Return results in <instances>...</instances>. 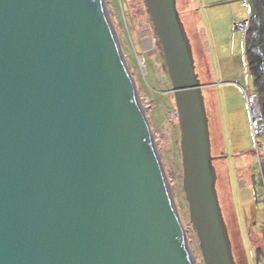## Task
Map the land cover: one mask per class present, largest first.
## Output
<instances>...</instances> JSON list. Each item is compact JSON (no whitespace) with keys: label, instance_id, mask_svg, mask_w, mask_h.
Masks as SVG:
<instances>
[{"label":"water","instance_id":"obj_1","mask_svg":"<svg viewBox=\"0 0 264 264\" xmlns=\"http://www.w3.org/2000/svg\"><path fill=\"white\" fill-rule=\"evenodd\" d=\"M203 264H236L177 0H144ZM0 264H196L104 0H0Z\"/></svg>","mask_w":264,"mask_h":264},{"label":"rangeland","instance_id":"obj_2","mask_svg":"<svg viewBox=\"0 0 264 264\" xmlns=\"http://www.w3.org/2000/svg\"><path fill=\"white\" fill-rule=\"evenodd\" d=\"M122 57L137 91L168 182L176 213L196 264H203L196 232L189 218L182 185L180 133L171 83L161 47L144 0H104ZM249 2L251 0H248ZM244 0H177L190 39L195 70L203 86L209 120L216 189L236 264H264V200L255 196L258 151L246 95L253 79L244 59L245 34L234 25L247 20Z\"/></svg>","mask_w":264,"mask_h":264},{"label":"trees","instance_id":"obj_3","mask_svg":"<svg viewBox=\"0 0 264 264\" xmlns=\"http://www.w3.org/2000/svg\"><path fill=\"white\" fill-rule=\"evenodd\" d=\"M251 15L249 16V26L244 38V59L247 71L253 79V94L257 95L259 111L264 126V0H251L249 2ZM160 45V44H159ZM161 47V46H160ZM162 50V48H161ZM264 140V133L261 135ZM258 171L253 190L256 196H261L264 200V148L258 151ZM264 235V229L262 231ZM256 259L264 255L260 248L255 250Z\"/></svg>","mask_w":264,"mask_h":264},{"label":"built area","instance_id":"obj_4","mask_svg":"<svg viewBox=\"0 0 264 264\" xmlns=\"http://www.w3.org/2000/svg\"><path fill=\"white\" fill-rule=\"evenodd\" d=\"M243 6L247 9L249 8V1L244 0ZM249 26V20H244L243 22L236 23L234 25L235 30L246 33ZM246 104L248 105V111L250 116V125L252 128L253 138L261 137L264 133V126L262 122V117L259 111L257 95L251 93L250 95H246Z\"/></svg>","mask_w":264,"mask_h":264}]
</instances>
